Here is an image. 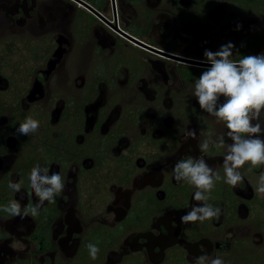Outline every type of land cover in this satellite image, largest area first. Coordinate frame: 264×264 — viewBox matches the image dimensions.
I'll return each instance as SVG.
<instances>
[{
    "label": "flooded vegetation",
    "instance_id": "flooded-vegetation-1",
    "mask_svg": "<svg viewBox=\"0 0 264 264\" xmlns=\"http://www.w3.org/2000/svg\"><path fill=\"white\" fill-rule=\"evenodd\" d=\"M228 43L264 53V0H0V208L38 204L37 164L65 184L35 217L0 210V264H264V165L225 183L229 129L193 95ZM201 157L221 179L198 202L174 166ZM204 203L220 215L181 221Z\"/></svg>",
    "mask_w": 264,
    "mask_h": 264
},
{
    "label": "clouds",
    "instance_id": "clouds-1",
    "mask_svg": "<svg viewBox=\"0 0 264 264\" xmlns=\"http://www.w3.org/2000/svg\"><path fill=\"white\" fill-rule=\"evenodd\" d=\"M238 29L241 27L237 26ZM234 45L228 43L222 45L218 51L205 50L204 59L210 65L204 70L195 81L193 95L200 108L215 116L217 120L224 121L229 129L228 135L232 143L227 146V154L224 157L225 183L237 186L242 181L238 169L245 163L255 166L264 165V139L259 133L264 132L262 117H264V53L258 55L243 56L238 61L233 60L232 49ZM221 97L224 98L221 103ZM253 121H256L253 123ZM39 128V121L27 117L16 128L20 135L27 136ZM247 134V136L242 135ZM187 135L196 138L195 131H189ZM217 147H224L225 142L221 137L216 143ZM201 152H207L209 142L199 144ZM48 168H41L38 164L30 171L29 179L31 188L38 204L22 212L18 201H11L0 210L11 216L33 217L39 214L40 206L45 202L54 201L65 184L59 173L48 175ZM43 173V174H41ZM175 178L177 181H186L196 188L194 200L198 202L207 201L208 194L215 187V181L221 177L201 157L196 159H181L174 166ZM8 187L14 192H20L22 181L9 182ZM258 191L264 193V176L261 177ZM221 209L207 203L194 205L191 210L181 217V221L203 222L219 216ZM90 257L95 260L99 248L92 243L87 245ZM206 257L199 258V264H205ZM211 264H224V261L217 257Z\"/></svg>",
    "mask_w": 264,
    "mask_h": 264
}]
</instances>
